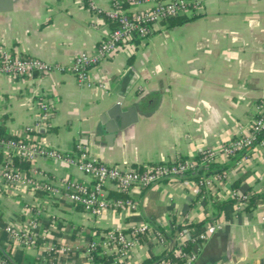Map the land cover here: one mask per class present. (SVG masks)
Instances as JSON below:
<instances>
[{"label":"crops","instance_id":"crops-1","mask_svg":"<svg viewBox=\"0 0 264 264\" xmlns=\"http://www.w3.org/2000/svg\"><path fill=\"white\" fill-rule=\"evenodd\" d=\"M94 11L80 0H0V54L33 56L65 69L31 75L0 74V123L7 135L61 153L76 143L107 164L143 167L176 157H194L203 148L219 149L246 134L257 106L264 102V0H200L193 18L152 26L145 39L121 46L88 69L91 85H78L67 69L81 52L92 53L111 28L110 0H93ZM161 0L123 1L126 11ZM121 102L114 108L117 98ZM47 98L51 118L40 121L36 100ZM0 148V162L5 157ZM219 163L229 159L219 156ZM24 175L60 188L48 196L25 182L10 197L0 194L2 218L26 219V205L40 210L38 236L45 244L70 246L53 264H110L93 261L88 242L109 228L125 233L146 223L170 233L174 224H193L214 215L212 201L232 198L231 183L246 173L235 190L264 194V146L253 145L224 171L222 182L203 190L193 179H167L110 194L130 198L132 208H107L91 215L63 192L75 182L92 180L75 164L35 154ZM264 199L250 211L236 201L219 209L217 227L200 245L191 264H264ZM0 229V245L6 248ZM43 247H12L11 264H36ZM146 234L138 237L128 264H154L161 254ZM101 254V253H100Z\"/></svg>","mask_w":264,"mask_h":264},{"label":"built area","instance_id":"built-area-1","mask_svg":"<svg viewBox=\"0 0 264 264\" xmlns=\"http://www.w3.org/2000/svg\"><path fill=\"white\" fill-rule=\"evenodd\" d=\"M94 11H99L93 0H80ZM124 0H110V8L106 16L115 22L106 36L98 43L92 53H78L67 68L75 77L78 85H91L88 77V69L100 60L116 52L121 46L136 39H145L152 26L166 21L168 18L188 14L196 11L200 0H161L155 2L151 7L138 8L126 11L122 6ZM133 4H139L141 0H128ZM56 69H65L41 60L33 56H22L2 50L0 54V74L4 75H31L33 73L50 72ZM37 114L40 121H47L53 114L52 103L44 97L36 100ZM253 145L264 146V102L257 106V114L252 119L248 132L236 136L232 140L223 143L219 149L203 148L199 158L176 157L167 162H156L143 167H128L117 164H107L90 156V154L76 143L70 153H61L55 149H46L20 138L0 137V148H3L5 158L0 162V194L5 191L12 197L14 190L22 183H29L35 189H42L52 197L60 194V188L51 183H41L24 175L14 163L13 156L31 160L35 154H45L52 157L63 158L75 164L84 174L89 176L92 182L87 185L79 182L67 185L63 195L73 204L80 206L91 215L100 214L107 208H132L135 203L128 197H111L107 194L105 185L111 184L117 191L126 192L132 186L147 187L151 184L163 182L167 179L176 178L188 169L207 165L216 161L219 156L229 159L236 152L247 150ZM196 154V155H197ZM224 172L202 175L193 179L201 187H212L215 183L223 181ZM231 196L235 198L237 207L242 209L247 195L231 189ZM26 205V219L23 224L6 221L0 213V229L5 234L6 248L0 245V264H11L5 253L8 248H29L41 246L40 261L36 264H53L50 260L57 252H68L70 246H57L56 244H45L44 236L36 234V227L40 216V210ZM264 220V212L261 216ZM217 222L214 220L204 223L200 231L194 232L189 228H181L173 231L171 237H167L159 228L143 223L135 226L130 233H125L118 228L106 229L97 239L87 243L86 253L91 259V251L98 250L99 253L110 257V264H128L127 257L138 237L146 234L153 242L161 246L160 258L154 264H191L197 256L200 245L214 232ZM190 241L192 246L189 252L183 250V246ZM183 258L182 262H176L169 257Z\"/></svg>","mask_w":264,"mask_h":264},{"label":"trees","instance_id":"trees-1","mask_svg":"<svg viewBox=\"0 0 264 264\" xmlns=\"http://www.w3.org/2000/svg\"><path fill=\"white\" fill-rule=\"evenodd\" d=\"M121 6H123V2L121 4ZM194 15H186V14H181V15H177V16H174V17H171V18H168L166 21H169L170 24H174V23H180V22H183L185 20H189L191 18H193ZM107 19L110 21V24H111V27H113L115 25V22L113 20H111L110 18L107 17ZM0 137H7V138H16L14 136H10V135H7L5 133V130H4V124L3 122L0 123ZM246 150H242V151H238L236 152L235 155L231 156L229 158V163H219L217 161H212L210 163H208L206 166L205 165H201V166H197L196 168L194 169H188L186 170L182 175L176 177L178 179H198L200 176L202 175H208L210 173H216V172H224L226 170V168H228L229 166L231 165H234L236 162H237V159L239 157H241L242 155H244ZM183 158V157H182ZM195 159H198L199 158V154H197L196 156H194ZM29 162L30 160H27V159H24V158H21V157H18V156H13V163L20 169V170H27L29 168ZM245 174L244 172L240 173L238 175V177L231 183L232 187L235 189L238 187V185L240 184V182L242 181V179L245 177ZM202 190L204 187H201ZM243 194H246L247 195V200L245 201V204H244V207L243 209L246 210V211H250L254 208V206L262 201L264 199V194L262 193H259V192H255V191H252V192H244ZM110 195H113L111 197H121V198H125L126 196H124L123 194H120V193H113V194H110ZM235 202V198H231L230 200H226V201H212L211 205H212V209H213V213L214 215H212L211 217L209 218H206L205 220H201L199 222H196V223H191V224H174L172 229H171V232L170 233H166L164 232V234L167 236V237H171L172 234H173V231L176 230V229H181V228H189V229H192L194 232H197V231H200L202 228H203V225L205 222L207 221H211V220H214L216 221L218 219V212H219V209L221 207H223L224 205L226 204H231V203H234ZM162 230V229H160ZM163 231V230H162ZM192 246V242L188 241L186 243V245L183 246V250H185L186 252H189L190 248ZM91 257L93 259V261H103L105 260V256L100 254L98 250H93L91 251ZM166 258H170L176 262H182L183 261V258L181 257H173L172 255V252H168L167 255L165 256ZM160 256H158V259L159 260Z\"/></svg>","mask_w":264,"mask_h":264},{"label":"water","instance_id":"water-1","mask_svg":"<svg viewBox=\"0 0 264 264\" xmlns=\"http://www.w3.org/2000/svg\"><path fill=\"white\" fill-rule=\"evenodd\" d=\"M121 99H122L121 96H119V97L117 98V100H116V104L114 105V108L118 107L117 105H118V103L121 102Z\"/></svg>","mask_w":264,"mask_h":264}]
</instances>
